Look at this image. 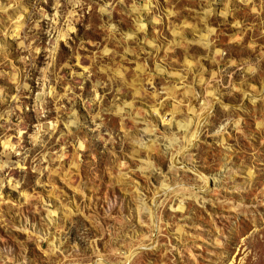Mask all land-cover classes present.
<instances>
[{
	"label": "rangeland",
	"instance_id": "rangeland-1",
	"mask_svg": "<svg viewBox=\"0 0 264 264\" xmlns=\"http://www.w3.org/2000/svg\"><path fill=\"white\" fill-rule=\"evenodd\" d=\"M0 264H264V0H0Z\"/></svg>",
	"mask_w": 264,
	"mask_h": 264
},
{
	"label": "bare ground",
	"instance_id": "bare-ground-1",
	"mask_svg": "<svg viewBox=\"0 0 264 264\" xmlns=\"http://www.w3.org/2000/svg\"><path fill=\"white\" fill-rule=\"evenodd\" d=\"M138 22H141V18L138 19ZM203 35H205V34H203ZM215 52H218V50H216ZM178 126H183V125L180 124ZM184 129H185V127H184ZM212 180H214V179H212ZM161 188H162L163 191H166L169 188V186L166 183H162L161 184Z\"/></svg>",
	"mask_w": 264,
	"mask_h": 264
}]
</instances>
